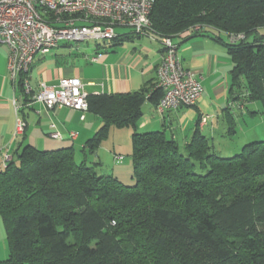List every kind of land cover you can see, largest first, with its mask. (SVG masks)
Returning <instances> with one entry per match:
<instances>
[{"label": "trees", "instance_id": "obj_1", "mask_svg": "<svg viewBox=\"0 0 264 264\" xmlns=\"http://www.w3.org/2000/svg\"><path fill=\"white\" fill-rule=\"evenodd\" d=\"M150 19L160 43L213 32L226 46L233 61L228 134L248 102L264 114V0H156ZM132 34L117 35L115 45ZM238 34L244 37L230 39ZM162 96L156 83L89 94L88 111L102 125L82 154L96 153L112 126L135 128L145 100L157 104ZM16 153L0 162L10 251L0 264H264V140L226 157L199 128L183 146L162 131H134L133 184L98 174L99 162H78L73 146L24 145Z\"/></svg>", "mask_w": 264, "mask_h": 264}, {"label": "crops", "instance_id": "obj_2", "mask_svg": "<svg viewBox=\"0 0 264 264\" xmlns=\"http://www.w3.org/2000/svg\"><path fill=\"white\" fill-rule=\"evenodd\" d=\"M125 33L128 32L117 35ZM221 36L227 40L224 35ZM134 37L142 38L137 35ZM134 37H126L118 45H115L116 40H113V43L105 47L103 56L95 62L82 54L80 57H72L74 53H71V50L68 54L54 53L49 57H46L47 53L39 55L35 58L31 69L33 89H39L43 83L55 86L65 77H79L85 89L92 95L130 93L156 83L157 65L161 60L163 47L157 35L149 36L150 40L156 43L151 41L150 43L142 38L139 42L126 44L128 40L133 41ZM174 41L178 44V54L183 65L202 80L204 90L198 102L194 106H182L160 112L155 103L146 99L142 105L143 114L137 126L120 128L128 131L112 126L109 138L122 133L132 145L134 131H162L168 138H173L183 146L192 138L197 128L214 143L217 138L226 137L230 121L225 108L229 103L233 68V61L226 46L215 38L213 32L202 35L184 32L183 35L176 36ZM66 46L69 44L64 42L59 47ZM98 51L100 49L95 48V52L98 53ZM7 66L8 48L0 43V162L3 163L6 154L10 155V159L15 158L16 151L24 145H32L39 149L73 146L80 158L83 155L80 149L100 128L102 118L91 111L67 107H56L50 110L41 102H26L24 92L8 75ZM15 101L21 106V115L27 121L24 133L19 135L14 134L17 117ZM247 105L248 109L235 113V129L238 123L243 122L247 127L250 124L253 125L251 127L255 130L254 120L260 118L263 122L259 112L260 103L248 102ZM254 111L255 113H252ZM203 118L206 120L202 121ZM53 133H59L61 137L55 138L52 136ZM260 135V130H255L247 137ZM105 146L104 140L98 151L89 155L92 161L99 157V163L102 164V154L98 152ZM116 146V141L107 146L109 149L111 147L110 150L115 153L114 166L122 157L120 156L122 154L117 152ZM111 169L112 172L106 173H113L121 179L119 172L116 173L115 168Z\"/></svg>", "mask_w": 264, "mask_h": 264}, {"label": "built area", "instance_id": "obj_3", "mask_svg": "<svg viewBox=\"0 0 264 264\" xmlns=\"http://www.w3.org/2000/svg\"><path fill=\"white\" fill-rule=\"evenodd\" d=\"M155 1L0 0V43L8 48L10 78L22 86L33 103L41 102L47 109L67 107L88 111L89 92L79 77H65L55 86L43 83L39 89H33L31 69L36 54H46L62 42L114 39L117 26L129 27L135 35L152 36L150 13ZM243 37L244 34L231 35L230 39ZM161 43L165 49L157 65L156 87L163 90V96L156 104L158 110L194 106L204 90L201 78L183 65L178 44L171 36L162 37ZM97 47L101 49L100 44ZM102 56L103 52L98 51L92 61ZM15 109L17 113L16 101ZM25 126L26 122L17 115L14 134L23 132ZM52 136L61 137L59 133ZM9 159L6 154L4 161Z\"/></svg>", "mask_w": 264, "mask_h": 264}, {"label": "rangeland", "instance_id": "obj_4", "mask_svg": "<svg viewBox=\"0 0 264 264\" xmlns=\"http://www.w3.org/2000/svg\"><path fill=\"white\" fill-rule=\"evenodd\" d=\"M115 31H116V34H120V33H123V32H133V30L129 27H122V26H117L115 28ZM184 32H182L180 35H183ZM132 36H136L135 34H132ZM224 36L226 37V39H229V37L227 35L224 34ZM173 39L176 37V36H171ZM143 38V39H142ZM142 38H137V37H134V40L133 41H126V44H132V43H135V42H139L140 39L142 40H146L148 42H150L151 38L149 36H142ZM153 43H156L155 41H151ZM150 42V43H151ZM64 43V42H62ZM61 43V44H62ZM109 43H113V39L111 40H106L105 42L104 41H101V42H97V41H94V40H88V41H79V42H72V43H68L69 46H66L65 48H62V47H56L52 50H50L47 54H46V57H49V56H52V54L54 53H61V52H65L66 54H68L69 50H71V53L73 52L74 55L76 56H72V57H80L82 54L84 57L86 55V57L88 56L91 60L93 59V57L95 56H98V53L95 52V48H97V44H100L101 45V49L100 51L102 50V52L105 51V47L104 46H108ZM64 49V51H63ZM39 55H43L41 52H38L35 56V58L39 57ZM7 69H8V66H7ZM8 73V71H7ZM9 75V74H8ZM10 76V75H9ZM13 81V80H12ZM13 83H15L13 81ZM17 86H20L18 85V83H15ZM29 102L33 103V101H31V98L29 100ZM259 103V102H258ZM17 113L16 115H18L19 117H21L25 122H26V126H27V121L24 119V117L21 115V106L17 105ZM260 116L263 117V122L261 121L260 118H256L254 120V125L256 127V131L260 130V133L261 135L259 137H247V135L249 136L250 133H254V129L252 128L253 125H251L250 123V128L247 127L246 124H244L242 122V124H239L237 125V133L235 134H226V137H220V138H217L215 140V148L217 150V152L222 155V156H233L234 154H236L237 152H239L243 145L246 144V142L252 140V139H256V138H259V140H264V114H260ZM259 116V117H260ZM16 126V124H15ZM26 126L23 130V132H21L20 134H23L25 129H26ZM252 126V127H251ZM120 129V128H118ZM122 131H128V130H123V129H120ZM132 133V132H131ZM15 135H19V134H15ZM94 135V134H93ZM92 135V136H93ZM116 138V139H114ZM247 138V139H246ZM126 139L122 133L120 134H116V137H113L111 136L110 138H106V146L105 147H102L100 148L99 152L100 154H102L101 156V162L102 164H96L97 166V172L98 174H101L102 172H107V171H110L112 170L111 168H115V172H119L120 174V180L126 184H133L134 183V180L132 179V160H131V152H132V145H131V141ZM113 141H116V150L118 153L122 154L120 156L122 157H118L119 160L117 162V165L114 166V159H115V153L112 152L110 149H112L110 147V149L107 147L111 144H113ZM120 145V147L118 146ZM107 148V149H105ZM81 153V152H80ZM91 153H88V157L83 155V156H80L79 158V155H77L78 157V162H82L83 160H85L86 158V162L87 164H92L94 162L98 163L99 162V157H97L96 159H94L92 161V159L90 158V155ZM116 158V160L118 159ZM112 172V171H110ZM9 254H10V251H9V244H8V238H7V229H6V226L4 224V221H3V218L2 216L0 215V260H5L9 257Z\"/></svg>", "mask_w": 264, "mask_h": 264}]
</instances>
